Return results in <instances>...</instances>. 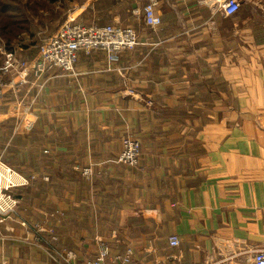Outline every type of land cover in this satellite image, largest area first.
Masks as SVG:
<instances>
[{
  "label": "crops",
  "instance_id": "obj_1",
  "mask_svg": "<svg viewBox=\"0 0 264 264\" xmlns=\"http://www.w3.org/2000/svg\"><path fill=\"white\" fill-rule=\"evenodd\" d=\"M147 1H63L62 21L130 26L139 44L110 70L80 53L76 76L49 72L13 97L17 137L47 150L42 169L19 173L47 182L15 190L0 264L85 263L101 246L105 264L128 250V264H252L264 248V0H238L229 17L223 0H158L154 31L133 13ZM124 135L140 143L136 168L116 162ZM75 165H93L92 180Z\"/></svg>",
  "mask_w": 264,
  "mask_h": 264
},
{
  "label": "built area",
  "instance_id": "obj_2",
  "mask_svg": "<svg viewBox=\"0 0 264 264\" xmlns=\"http://www.w3.org/2000/svg\"><path fill=\"white\" fill-rule=\"evenodd\" d=\"M157 5L158 0H148L141 11L133 12L136 18H141L145 28L153 31L161 24L159 16L155 14ZM239 7L238 0H223L217 2L216 5L217 10L227 17L234 15ZM138 44L137 33L130 26L85 25L70 22L68 19L62 22L53 36L47 38L38 47V56L34 61L18 59L16 49H7L0 38V100L5 97L7 92L13 93L14 96H17L20 91L25 92V95L29 94L33 88H37L44 74L49 72L59 71L76 76L75 64L80 53L86 55L100 53L106 61L107 69L110 70L111 66L119 61L122 54L132 52ZM14 47L19 48L20 45ZM139 157V142L130 136L123 137L121 153L116 161L129 168H135L138 165ZM90 172V170H83L82 175L89 177ZM34 180L33 176L30 179L22 176L0 158V224L16 216L19 201L12 192L28 187ZM168 242L171 247L179 245L176 236L170 237ZM248 253L249 261L252 264H264V248L250 250ZM56 255L59 258L58 262L75 264L70 261L73 259L71 253ZM108 258V247L101 246L94 260L78 264H105ZM130 259L131 252L128 250L122 257L113 258L112 262L128 264Z\"/></svg>",
  "mask_w": 264,
  "mask_h": 264
},
{
  "label": "rangeland",
  "instance_id": "obj_3",
  "mask_svg": "<svg viewBox=\"0 0 264 264\" xmlns=\"http://www.w3.org/2000/svg\"><path fill=\"white\" fill-rule=\"evenodd\" d=\"M63 1L65 0H0V27L6 25L4 31L5 33L3 32L4 37L1 36L0 31L1 40L4 44H6V46L8 44L10 48L13 47L12 49H16L15 52L17 54V57L18 54L23 51L21 50L24 49V47H21L23 45L27 46L25 48L28 50V52H31V54L37 53L38 55V47L47 38L53 36L58 30L59 26L62 24V22H65L67 20L66 19L62 21L61 19L60 10L62 4L64 3ZM70 3L72 5L70 9L77 5L75 1H71ZM20 33L21 35L18 36L17 34ZM16 35L17 37L13 39ZM17 45H20V47L15 48L14 46ZM26 58L27 59L23 60L30 61V58L28 56ZM13 97L14 94L10 92L5 100L4 98L0 100V103L5 106L6 109L11 111L9 115L0 116V119L2 118L4 121V123L0 125V158L5 164H7L12 169L18 172H22V170H24V172H27V170L36 167L41 168L39 157L47 155V150L41 149V151L38 153L35 148H31L30 146L26 147L25 145L27 144V142L22 141L20 137H17L20 133L19 129L20 126H22V122L19 116L14 115ZM125 136L129 135H124L122 136V138ZM83 170H90L91 175L89 177L83 176ZM73 171L79 174L82 178L87 181H91L94 176L93 165L83 168L75 165L73 167ZM32 173L33 174L31 176L26 178L30 179L33 176L35 180L31 182L28 187L25 188H29L36 181H39L42 184L47 182V178L45 174H43V171L37 170V172ZM44 178H46V180H44ZM12 194L14 197L17 198L20 205L21 198L18 196L17 192H15L14 190ZM54 257L56 258V261L59 260L56 254ZM70 261L76 264L74 258ZM61 264L65 263L62 261Z\"/></svg>",
  "mask_w": 264,
  "mask_h": 264
},
{
  "label": "trees",
  "instance_id": "obj_4",
  "mask_svg": "<svg viewBox=\"0 0 264 264\" xmlns=\"http://www.w3.org/2000/svg\"><path fill=\"white\" fill-rule=\"evenodd\" d=\"M5 28H6V25L0 27L1 36H3V37H4L3 32L5 31ZM4 33H5V32H4ZM17 35L19 36V35H21V33H20V34H17ZM17 35H16L14 38H13V37H12V38L15 39V38L17 37ZM5 45H6V44H5ZM6 47H7V49H9V50H15V49H12L13 47L10 48V47L8 46V44H7ZM21 47H22V46H21Z\"/></svg>",
  "mask_w": 264,
  "mask_h": 264
}]
</instances>
